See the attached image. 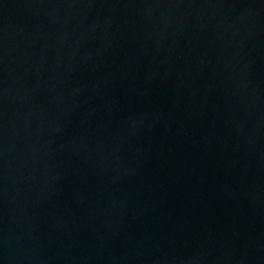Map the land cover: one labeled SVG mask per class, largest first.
I'll return each mask as SVG.
<instances>
[{"label": "water", "instance_id": "obj_1", "mask_svg": "<svg viewBox=\"0 0 264 264\" xmlns=\"http://www.w3.org/2000/svg\"><path fill=\"white\" fill-rule=\"evenodd\" d=\"M0 264H264V0H0Z\"/></svg>", "mask_w": 264, "mask_h": 264}]
</instances>
